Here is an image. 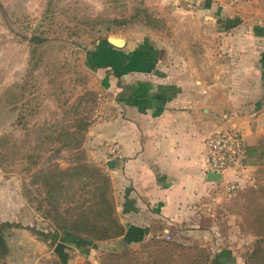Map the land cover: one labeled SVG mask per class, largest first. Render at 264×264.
<instances>
[{"label": "rangeland", "instance_id": "1", "mask_svg": "<svg viewBox=\"0 0 264 264\" xmlns=\"http://www.w3.org/2000/svg\"><path fill=\"white\" fill-rule=\"evenodd\" d=\"M256 4L264 8V0ZM173 7L169 1L152 9L144 0H0V264H63L55 252L59 241L74 248L68 264H264V148L251 157L256 163L239 187L229 191L224 184L206 206L207 232L171 227L169 240L129 245L75 235L62 226L84 210L91 185L76 181L63 193L67 200L57 192L50 202L42 182H33L38 170L78 164L111 179L108 155L97 153L90 131L117 110L94 52L112 44L110 37L140 49L183 44L184 26L169 20ZM110 189L121 222L112 180Z\"/></svg>", "mask_w": 264, "mask_h": 264}, {"label": "crops", "instance_id": "2", "mask_svg": "<svg viewBox=\"0 0 264 264\" xmlns=\"http://www.w3.org/2000/svg\"><path fill=\"white\" fill-rule=\"evenodd\" d=\"M144 1L174 5L169 20L184 26V43L140 49L126 39L94 52L117 116L93 128L91 140L106 155L119 146L121 157L107 160L116 161L110 177L125 228L115 239L129 245L171 227L207 232L204 211L223 185L207 180L206 138L238 126L251 147L264 139V30L256 28L264 8L257 0Z\"/></svg>", "mask_w": 264, "mask_h": 264}, {"label": "trees", "instance_id": "3", "mask_svg": "<svg viewBox=\"0 0 264 264\" xmlns=\"http://www.w3.org/2000/svg\"><path fill=\"white\" fill-rule=\"evenodd\" d=\"M79 146L80 142L77 140L74 147ZM263 148L264 139L259 146L251 147V156H256ZM251 163L254 164L256 161L251 159ZM76 181L80 183L87 181L86 185H91L92 188L91 196L82 202V206H85L84 210L79 212L71 223H63L62 229L75 235L87 234L95 239H112L122 236L125 228L116 218V209L109 197L111 179L100 168L86 164H78L67 169L59 166L52 169L44 168L35 173L33 182H42L47 190L48 200L52 202L55 201L57 192H61L64 200H67L66 193L65 195L63 193L68 191ZM87 203H89L88 207H86ZM3 246H5V240L0 234V250Z\"/></svg>", "mask_w": 264, "mask_h": 264}, {"label": "built area", "instance_id": "4", "mask_svg": "<svg viewBox=\"0 0 264 264\" xmlns=\"http://www.w3.org/2000/svg\"><path fill=\"white\" fill-rule=\"evenodd\" d=\"M207 155L204 168L206 173H219L222 176L217 183L233 191L240 185V180L248 173L251 163V146L238 126H231L210 134L205 140ZM111 159L121 157L119 146L113 145L108 152ZM108 161V160H107ZM233 176V177H229ZM157 238L171 239L170 231L165 229Z\"/></svg>", "mask_w": 264, "mask_h": 264}, {"label": "water", "instance_id": "5", "mask_svg": "<svg viewBox=\"0 0 264 264\" xmlns=\"http://www.w3.org/2000/svg\"><path fill=\"white\" fill-rule=\"evenodd\" d=\"M109 40H110V42L112 44H114L115 46H119V47L124 46V43H125L124 39L117 38V37H110ZM115 164H116V161L115 160H110L108 162V166L110 168L114 167ZM221 179H222V176L219 173L209 172L207 174V180L208 181L217 182V181H220ZM68 250H74V248L72 246L68 245L67 243L62 242V241H59L57 243V245L55 246V252L57 254H59L60 259H61V262L63 264H68V259H69V252H68Z\"/></svg>", "mask_w": 264, "mask_h": 264}]
</instances>
